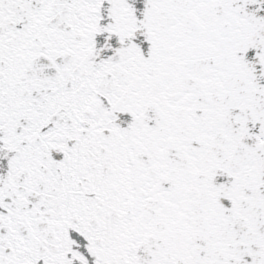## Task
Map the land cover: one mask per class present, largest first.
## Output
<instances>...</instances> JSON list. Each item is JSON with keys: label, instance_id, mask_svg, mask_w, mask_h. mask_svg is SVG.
I'll list each match as a JSON object with an SVG mask.
<instances>
[{"label": "snow or ice", "instance_id": "obj_1", "mask_svg": "<svg viewBox=\"0 0 264 264\" xmlns=\"http://www.w3.org/2000/svg\"><path fill=\"white\" fill-rule=\"evenodd\" d=\"M0 264H264V0H0Z\"/></svg>", "mask_w": 264, "mask_h": 264}]
</instances>
